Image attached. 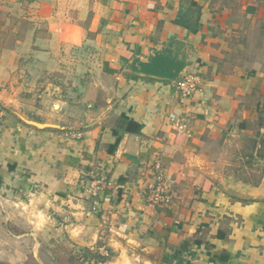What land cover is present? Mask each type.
<instances>
[{
    "label": "crops",
    "instance_id": "0c3cea01",
    "mask_svg": "<svg viewBox=\"0 0 264 264\" xmlns=\"http://www.w3.org/2000/svg\"><path fill=\"white\" fill-rule=\"evenodd\" d=\"M0 10L22 27L0 48V204L12 218L0 263L45 264L62 245L112 255L82 264H264V122L252 126L264 0H0ZM154 60L176 74L152 73ZM185 73L201 90L182 99ZM227 139L252 144L256 177L224 173L216 141ZM156 165L159 205L146 191Z\"/></svg>",
    "mask_w": 264,
    "mask_h": 264
},
{
    "label": "rangeland",
    "instance_id": "374dc122",
    "mask_svg": "<svg viewBox=\"0 0 264 264\" xmlns=\"http://www.w3.org/2000/svg\"><path fill=\"white\" fill-rule=\"evenodd\" d=\"M22 27L16 24L15 17H6V14L3 10H0V48L4 46L10 45L16 37L19 36L20 29ZM258 61L261 70L264 73V57L260 59H256ZM264 77V74H263ZM262 104L258 106L256 120L252 124L254 125V129H257L261 124L264 122V99ZM217 147L222 148L225 151L221 156H217L215 161L222 160L223 170L224 173L234 174L238 178H246L248 179V173L254 175L255 177L258 174V165H253L251 156H249V151L252 144L249 141H243V143L239 146H235V141L227 139L225 141L217 140L216 141ZM264 145V143H263ZM240 150V152H236ZM252 167L254 170L250 171L248 167ZM256 168V169H255ZM147 191V190H146ZM159 205V204H158ZM4 207L0 204V246L7 245L9 242V235L7 233V228L9 229V224H12V218H6L4 214ZM104 251V250H103ZM101 253V252H100ZM76 258V256H78ZM88 258L94 260L100 257L103 258L104 261L106 259L111 260L112 255L108 253L106 256L99 255H92L91 253L86 252H79V251H72L69 248L62 247H55L49 251L45 252V256L43 257L45 264H82L83 260L80 258ZM99 257V258H98ZM2 264V263H0ZM25 264H36V262L32 259H28Z\"/></svg>",
    "mask_w": 264,
    "mask_h": 264
},
{
    "label": "built area",
    "instance_id": "2783aa9c",
    "mask_svg": "<svg viewBox=\"0 0 264 264\" xmlns=\"http://www.w3.org/2000/svg\"><path fill=\"white\" fill-rule=\"evenodd\" d=\"M177 88L182 99L190 97L196 91L201 90V83L199 79L191 74L185 73L181 79L177 82ZM4 115V108L0 104V119ZM174 126L182 131L186 127V121L183 117L170 115ZM155 182L147 187L148 200L153 205L163 204L168 200L166 187L163 184L162 171L159 165L155 166ZM102 254L106 255V252L101 250Z\"/></svg>",
    "mask_w": 264,
    "mask_h": 264
},
{
    "label": "trees",
    "instance_id": "16d2710c",
    "mask_svg": "<svg viewBox=\"0 0 264 264\" xmlns=\"http://www.w3.org/2000/svg\"><path fill=\"white\" fill-rule=\"evenodd\" d=\"M157 60V59H156ZM158 64V63H157ZM156 64V62H155V60L154 61H152V63H150V64H148L147 65V67H149L148 68V70H150L152 73H154V74H157V75H160V76H164V75H166V76H173V75H175L176 74V71H175V73H166V72H164V71H162V70H156V69H151V67H154L153 65H157ZM161 65V64H160ZM157 66H159V65H157ZM145 69V68H144ZM147 69V68H146ZM99 258V257H98ZM99 260L101 261V260H103V258L102 257H100L99 258Z\"/></svg>",
    "mask_w": 264,
    "mask_h": 264
}]
</instances>
